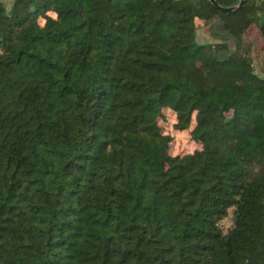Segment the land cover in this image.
Masks as SVG:
<instances>
[{
    "label": "trees",
    "instance_id": "trees-1",
    "mask_svg": "<svg viewBox=\"0 0 264 264\" xmlns=\"http://www.w3.org/2000/svg\"><path fill=\"white\" fill-rule=\"evenodd\" d=\"M262 24L264 0H0V264H264Z\"/></svg>",
    "mask_w": 264,
    "mask_h": 264
},
{
    "label": "rangeland",
    "instance_id": "rangeland-1",
    "mask_svg": "<svg viewBox=\"0 0 264 264\" xmlns=\"http://www.w3.org/2000/svg\"><path fill=\"white\" fill-rule=\"evenodd\" d=\"M195 39L198 43L204 41H210V42L216 41L215 39L210 37L203 29L200 28L196 30ZM228 43L230 44L231 47H233L234 44L231 40H228ZM252 60H253L254 70L256 72H259V74L264 77V72H260L259 60L257 59L254 53H252ZM162 124L165 126L166 129H171L170 122L168 124L167 122L164 121L162 122ZM195 145L196 144L189 139L186 133L175 132L174 139L172 141L171 151L173 153L186 152L192 150L195 147ZM227 224H229V222H227Z\"/></svg>",
    "mask_w": 264,
    "mask_h": 264
},
{
    "label": "water",
    "instance_id": "water-1",
    "mask_svg": "<svg viewBox=\"0 0 264 264\" xmlns=\"http://www.w3.org/2000/svg\"><path fill=\"white\" fill-rule=\"evenodd\" d=\"M210 1H211V3H213L214 5H216L217 7L221 8V9H223V10H233V9H236V8L240 7L241 4H242L245 0H240L239 3H238L237 5L229 6V7H221V6H219V5L215 2V0H210ZM260 28H261V30H262V32H263V35H264V24H262V25L260 26Z\"/></svg>",
    "mask_w": 264,
    "mask_h": 264
}]
</instances>
